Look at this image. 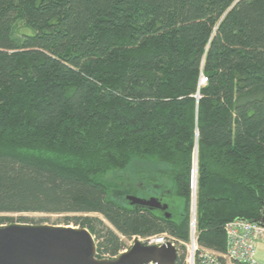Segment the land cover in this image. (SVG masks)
<instances>
[{
	"label": "trees",
	"instance_id": "1",
	"mask_svg": "<svg viewBox=\"0 0 264 264\" xmlns=\"http://www.w3.org/2000/svg\"><path fill=\"white\" fill-rule=\"evenodd\" d=\"M196 154L198 241L226 253L264 204V0H0V225L187 242ZM134 158L169 217L127 199Z\"/></svg>",
	"mask_w": 264,
	"mask_h": 264
},
{
	"label": "water",
	"instance_id": "2",
	"mask_svg": "<svg viewBox=\"0 0 264 264\" xmlns=\"http://www.w3.org/2000/svg\"><path fill=\"white\" fill-rule=\"evenodd\" d=\"M127 199L132 205L172 211L156 196L128 195ZM256 222L264 226V204ZM97 253V241L84 227L29 222L0 225V264H176L179 256L170 242L148 245L138 239L127 252L115 257L98 258Z\"/></svg>",
	"mask_w": 264,
	"mask_h": 264
},
{
	"label": "built area",
	"instance_id": "3",
	"mask_svg": "<svg viewBox=\"0 0 264 264\" xmlns=\"http://www.w3.org/2000/svg\"><path fill=\"white\" fill-rule=\"evenodd\" d=\"M202 82L203 84L205 83V78L203 77ZM190 187V235L187 242L171 236L166 232L147 237H137L147 244L164 245L170 242L177 247L178 252L180 246H184L186 250V264H261L256 259V251L258 244L264 242V226L258 222H252L245 219H236L227 222L225 225L227 232L226 253H218L212 249L200 246L197 228V176L193 177L192 175ZM137 237L133 236V240ZM122 252L124 251L122 250L120 253ZM97 257L112 258L108 254L101 255L99 253H97Z\"/></svg>",
	"mask_w": 264,
	"mask_h": 264
},
{
	"label": "rangeland",
	"instance_id": "4",
	"mask_svg": "<svg viewBox=\"0 0 264 264\" xmlns=\"http://www.w3.org/2000/svg\"><path fill=\"white\" fill-rule=\"evenodd\" d=\"M24 30L27 31L26 28H24L23 31ZM163 169H164V165H162V164H159V163H156L153 161H148V160L144 161V160L134 158L132 160L131 164L129 165V168L124 173L126 175V177L128 178V181H130L128 184L132 189V192H130V194L138 196V197L142 196V195L147 196V198L152 197L151 196L152 193L146 191L144 188V185L147 184L145 178H148L149 180L151 178H153L150 180L151 182H153L154 179H158V180L159 179H165V177H154L155 175H160V171ZM147 185H149V184H147ZM20 215L21 214H9V216H10L9 220H12L9 222H16L17 220H19ZM22 215L29 217V219H30L29 222H32V223H39L40 220H42V218L50 216L49 221H47L46 223L56 224L54 222H56L57 219L59 218V216H57V215H47V214H43V213H24ZM93 215L102 217V215H100V214H93ZM106 223L108 225H110L109 222L106 221ZM59 225H64V224H59ZM71 226H73V225H71ZM121 238L125 241L127 248L130 247L132 244H134L133 238H127L123 235H121ZM137 238H139V237H137ZM179 254L184 255V256L186 255V250H185L184 246L183 247L180 246ZM256 259L259 263L264 264V242H260L257 246ZM184 264H186L185 259H184Z\"/></svg>",
	"mask_w": 264,
	"mask_h": 264
},
{
	"label": "bare ground",
	"instance_id": "5",
	"mask_svg": "<svg viewBox=\"0 0 264 264\" xmlns=\"http://www.w3.org/2000/svg\"><path fill=\"white\" fill-rule=\"evenodd\" d=\"M195 156V155H194ZM197 169H198V160H197V154H196V156L194 157V169H193V177H196V175H197ZM191 196V195H190ZM67 226H70V225H67ZM136 239H138V240H140V241H142L141 239H139V238H136ZM136 239H134V242H135V240ZM133 242V243H134ZM143 242V241H142ZM143 243H145V242H143ZM147 244V243H146ZM134 244H132L130 247H128V248H126V249H124L123 251L124 252H127L132 246H133ZM148 245H158V244H148ZM160 246V245H159ZM123 253V252H122ZM121 254V253H120Z\"/></svg>",
	"mask_w": 264,
	"mask_h": 264
},
{
	"label": "flooded vegetation",
	"instance_id": "6",
	"mask_svg": "<svg viewBox=\"0 0 264 264\" xmlns=\"http://www.w3.org/2000/svg\"><path fill=\"white\" fill-rule=\"evenodd\" d=\"M158 198H160V200H162V202H166L168 205H169V209L171 208V203L167 200H165L164 198H162L161 196H157ZM145 198V197H144ZM147 198V197H146ZM137 205H141V206H144V207H149L151 208L150 206H147V205H142V204H137ZM174 207V204L172 205V209ZM154 209V208H152ZM154 210H160V209H154ZM164 212V215H166V217H169V215H171V212L170 211H164V210H161ZM170 212V213H169Z\"/></svg>",
	"mask_w": 264,
	"mask_h": 264
},
{
	"label": "crops",
	"instance_id": "7",
	"mask_svg": "<svg viewBox=\"0 0 264 264\" xmlns=\"http://www.w3.org/2000/svg\"><path fill=\"white\" fill-rule=\"evenodd\" d=\"M261 264H263V263H261Z\"/></svg>",
	"mask_w": 264,
	"mask_h": 264
}]
</instances>
